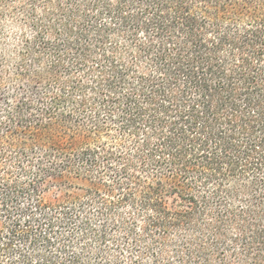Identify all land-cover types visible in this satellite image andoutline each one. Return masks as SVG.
<instances>
[{
    "label": "trees",
    "instance_id": "16d2710c",
    "mask_svg": "<svg viewBox=\"0 0 264 264\" xmlns=\"http://www.w3.org/2000/svg\"><path fill=\"white\" fill-rule=\"evenodd\" d=\"M0 264H264V0H0Z\"/></svg>",
    "mask_w": 264,
    "mask_h": 264
},
{
    "label": "rangeland",
    "instance_id": "374dc122",
    "mask_svg": "<svg viewBox=\"0 0 264 264\" xmlns=\"http://www.w3.org/2000/svg\"><path fill=\"white\" fill-rule=\"evenodd\" d=\"M52 181H54L53 178H48V179H46V181L44 182V184L49 183V182H52Z\"/></svg>",
    "mask_w": 264,
    "mask_h": 264
}]
</instances>
